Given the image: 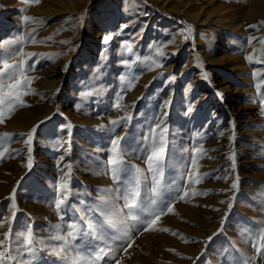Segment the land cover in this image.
<instances>
[{
    "label": "rangeland",
    "instance_id": "1",
    "mask_svg": "<svg viewBox=\"0 0 264 264\" xmlns=\"http://www.w3.org/2000/svg\"><path fill=\"white\" fill-rule=\"evenodd\" d=\"M262 21L264 0H0V48L27 54L9 62L23 60L31 80L26 106L0 122V240L10 227L11 249L19 233L34 235L10 264H63V241L49 238L68 224L79 233L101 197L123 208L119 196L134 187L148 205L141 219L165 214L143 231L125 209L126 223L93 242L105 249L96 264H264ZM157 124L167 159L153 178L146 157ZM116 135L130 173L122 184L107 164ZM136 168L150 181L134 185Z\"/></svg>",
    "mask_w": 264,
    "mask_h": 264
},
{
    "label": "snow or ice",
    "instance_id": "2",
    "mask_svg": "<svg viewBox=\"0 0 264 264\" xmlns=\"http://www.w3.org/2000/svg\"><path fill=\"white\" fill-rule=\"evenodd\" d=\"M35 3H39V0H34ZM261 23H264L262 21ZM25 39L24 36L19 37V41H23ZM107 40H110L111 37H107ZM258 43L264 44V38H256ZM16 55L24 57L27 55L22 50L17 49L15 51L4 52L3 48H0V64H2V68H0V122H3L4 112L13 111L17 106H26L24 102L21 100L22 95H26L27 93L23 91L27 85L31 83V80L27 77L26 69L24 68V61L21 60L19 63H10V60H14ZM5 78L10 83H5ZM167 103V102H166ZM119 107V105H117ZM129 119L131 117H128ZM113 124H117V121H112ZM69 128L71 125L68 126ZM157 129H160L157 138L153 139L149 154L146 157L147 164V173H151L153 178L160 171L162 165L167 159V140L165 138L166 129H162L160 124L156 125ZM35 132V128L31 130V132L27 136L26 143L30 144L32 142V133ZM8 134H4V137H7ZM4 137H0V140H3ZM125 137L116 135L112 139V148L110 157L107 161V164L111 166V173L114 181L118 184H122L123 181L121 177L127 178L130 173L125 167L124 154L125 149L123 146V141ZM31 149H29L30 151ZM195 151H199L196 149ZM235 160V156L232 157ZM31 166V160H29V167ZM192 167H195V163L193 162ZM136 173L141 176L140 180H134L133 184L138 185L143 181H150V177L147 174H142L139 168L135 169ZM219 178V177H214ZM189 181H192L191 175L187 177ZM239 177L237 176L236 181L231 184V189L238 188ZM199 180H196L195 183H199ZM59 190L66 197L71 191L69 183L62 182L59 184ZM153 194H158V187L156 182L150 183V189ZM193 196L196 195H207V193H198L193 191L191 193ZM14 193L12 194V199H14ZM189 196L188 190H184L181 192L178 199H185ZM119 199L124 201L123 208H117L112 201L101 197L100 203L97 209L93 210L94 216L96 218L90 217L88 219L87 225L81 228L80 232L77 233L75 231V224L66 225L68 232L66 235H54L49 239L56 241H63L64 246L60 247L56 251V255L63 261V264H96V261L105 253V249L95 246L94 241H98L100 237V233L104 230L115 228L119 224L126 223V219L122 216L124 210H127L126 216L127 219H131L133 221H137L144 225L143 231L154 230L156 225L158 224L161 215L165 214L162 212H152L149 215L151 219H141V216L144 215L145 208H147V204L143 203L141 200V192L138 187H134L133 189H125L124 192L121 193ZM60 203H57V207H60ZM166 212L172 211L171 204L165 206ZM3 217H0V220H3ZM13 222L15 221V213H13ZM57 230H61L60 225L55 226ZM163 231H169V229L164 228ZM22 239L18 240L17 249L10 248V242L13 238V230L10 227L7 233L4 236V240H0V264H10L13 259L12 252L17 251L21 246H31L34 243V235L30 229H26L24 233L18 234ZM127 235V233H125ZM175 235V233H173ZM260 246L258 251L261 254H264V229L261 230L260 233ZM212 238L209 237V240ZM71 241V242H70ZM75 241H79L76 243ZM42 242V241H41ZM187 242V240L185 241ZM132 246V242L129 241L127 247L124 248V251L127 252V248ZM174 251V250H173ZM251 259V258H250ZM19 264V262H18ZM116 264H120L119 260L116 261ZM240 264H248V261L241 260Z\"/></svg>",
    "mask_w": 264,
    "mask_h": 264
},
{
    "label": "bare ground",
    "instance_id": "3",
    "mask_svg": "<svg viewBox=\"0 0 264 264\" xmlns=\"http://www.w3.org/2000/svg\"><path fill=\"white\" fill-rule=\"evenodd\" d=\"M140 1V0H139ZM66 19V18H65ZM68 19V18H67ZM68 21H69V19H68ZM67 23V22H66ZM71 23V22H70ZM80 28V27H79ZM78 28V29H79ZM89 28V27H88ZM79 31V30H78ZM79 33H81V31L79 32ZM87 35V34H86ZM91 38V37H90ZM16 119V118H15ZM15 122H18L17 120H14ZM20 121V120H19ZM8 123H9V120H8ZM11 123V122H10ZM12 124L13 125H15V123L14 122H12ZM19 124H21V123H19ZM24 124H26V123H24ZM28 124H30V123H28ZM2 125V123H0V126ZM8 125V124H7ZM11 127V126H10ZM15 127H17V126H15ZM19 127V126H18ZM29 127V126H28ZM20 128V127H19ZM10 129V128H9Z\"/></svg>",
    "mask_w": 264,
    "mask_h": 264
},
{
    "label": "trees",
    "instance_id": "4",
    "mask_svg": "<svg viewBox=\"0 0 264 264\" xmlns=\"http://www.w3.org/2000/svg\"><path fill=\"white\" fill-rule=\"evenodd\" d=\"M171 16H172L173 18H175L176 20H181V19H182L181 16L176 15V14H171Z\"/></svg>",
    "mask_w": 264,
    "mask_h": 264
}]
</instances>
